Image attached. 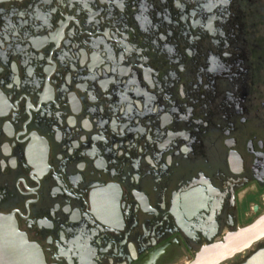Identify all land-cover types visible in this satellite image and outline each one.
I'll use <instances>...</instances> for the list:
<instances>
[{"label":"flooded vegetation","instance_id":"1","mask_svg":"<svg viewBox=\"0 0 264 264\" xmlns=\"http://www.w3.org/2000/svg\"><path fill=\"white\" fill-rule=\"evenodd\" d=\"M242 1L0 0V215L46 264H186L264 214Z\"/></svg>","mask_w":264,"mask_h":264},{"label":"water","instance_id":"2","mask_svg":"<svg viewBox=\"0 0 264 264\" xmlns=\"http://www.w3.org/2000/svg\"><path fill=\"white\" fill-rule=\"evenodd\" d=\"M264 238V214L251 224L203 246L186 264H221ZM0 264H46L40 249L19 231L16 221L0 215ZM241 264H264V248Z\"/></svg>","mask_w":264,"mask_h":264},{"label":"rangeland","instance_id":"3","mask_svg":"<svg viewBox=\"0 0 264 264\" xmlns=\"http://www.w3.org/2000/svg\"><path fill=\"white\" fill-rule=\"evenodd\" d=\"M242 2L245 14L243 20L247 27L246 35L250 49L248 63L252 64L254 69L261 66L264 72V0H243ZM259 57L263 59L262 62L258 60Z\"/></svg>","mask_w":264,"mask_h":264}]
</instances>
